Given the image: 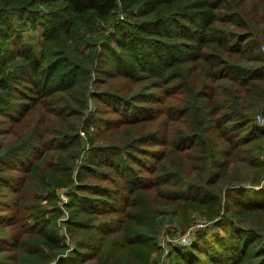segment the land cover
<instances>
[{"label": "trees", "instance_id": "1", "mask_svg": "<svg viewBox=\"0 0 264 264\" xmlns=\"http://www.w3.org/2000/svg\"><path fill=\"white\" fill-rule=\"evenodd\" d=\"M261 45L264 0H0V264H264Z\"/></svg>", "mask_w": 264, "mask_h": 264}, {"label": "rangeland", "instance_id": "2", "mask_svg": "<svg viewBox=\"0 0 264 264\" xmlns=\"http://www.w3.org/2000/svg\"><path fill=\"white\" fill-rule=\"evenodd\" d=\"M122 18H123V16L121 15L119 17V19H122ZM28 32L27 31L23 32V34H22L23 38H27L28 36H31L30 32L29 33ZM260 48H261V51L264 52V45H261ZM152 90L154 91L155 88ZM158 93H160V92H158ZM153 104L157 107L162 106V103H160V102L158 103V105L156 103H153ZM154 105H152V106H154ZM93 108H94V106L92 105V109ZM258 115L262 116V118H261L262 120L261 121L257 120V121L260 123H264V115L257 113L256 116H258ZM95 120L96 121H93V122H98L97 119H95ZM81 135H83V134L81 133ZM259 158L264 160V147L259 154ZM247 186H249V185H247ZM67 191L68 190H66V189H62V190L57 191L60 204H64L65 202H68L69 197H68V195H66ZM0 212L5 213L6 211H0ZM65 215H66V213H64V216ZM194 216H195V214L193 213L192 214V220H194V221H192L189 224V226L186 228V230L183 233H180L181 234L180 236H178L175 239L174 236L176 234L173 235V233L170 232V235L168 233H166L169 236L165 235L166 236L165 238H174L175 242H177L180 246H187L188 244L190 245L194 241L197 231H200V230L205 231L204 236H205L206 240H210V239L214 238V236H223L225 234V231L222 229V226L217 227L218 231L213 232L214 227L212 224H208L207 221H204L203 219H200L199 217H194ZM11 220L13 221V226H15L14 229L18 230V231H22L23 224H24V218L18 219V212H15V217ZM200 222H202V223H200ZM166 226L171 228L170 226H172V224L170 226L168 224H166ZM217 234H219V235H217ZM165 238H164V240H165ZM164 240H163V242H165ZM161 244H162V247L157 251L155 250V252L152 255L153 264H170V261L168 260V250L165 247L164 243H161Z\"/></svg>", "mask_w": 264, "mask_h": 264}, {"label": "built area", "instance_id": "3", "mask_svg": "<svg viewBox=\"0 0 264 264\" xmlns=\"http://www.w3.org/2000/svg\"><path fill=\"white\" fill-rule=\"evenodd\" d=\"M261 118H262L261 115L256 116V119H257V120H260V121H261V120H262ZM200 223H202V222H200Z\"/></svg>", "mask_w": 264, "mask_h": 264}]
</instances>
